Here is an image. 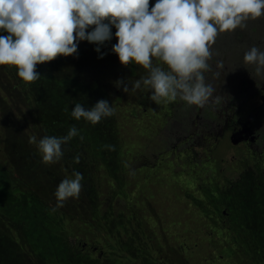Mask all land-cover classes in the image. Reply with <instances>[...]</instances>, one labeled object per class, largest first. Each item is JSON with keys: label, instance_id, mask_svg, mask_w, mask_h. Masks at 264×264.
Instances as JSON below:
<instances>
[{"label": "rangeland", "instance_id": "1", "mask_svg": "<svg viewBox=\"0 0 264 264\" xmlns=\"http://www.w3.org/2000/svg\"><path fill=\"white\" fill-rule=\"evenodd\" d=\"M154 3L155 0H150V5ZM3 35L7 33L0 31V36ZM112 40L116 41L115 37L100 46L101 53H105L100 62V53L94 51L97 45L81 41L78 45V56H61L36 67L42 81H45L44 85L50 87L53 80L61 75L58 71L60 67L62 71L64 67H68V63H71L70 66L76 65L80 58L86 60L87 65H92L97 59L96 65L101 63V66L95 70H86V80L89 83L96 77L97 83L94 85L97 89L91 85L90 89L98 90L104 87V99L115 109L113 116L103 118L100 122L103 128L105 126V130L109 128L108 130L115 132L119 138L116 157L112 162L116 172L110 174L105 164H91V158H85L86 173L89 177L83 178L79 197L69 198L64 202L75 205L74 213L66 220L70 239L89 255V264H145L144 254L151 253L146 251L149 245L145 246L148 240L144 236L146 232L150 234V230L158 242L154 243L165 258L161 264H167L169 259H173L170 258L171 249L176 247L181 250L179 264H252L253 257H248L244 251L238 250L232 244L229 229L226 228L227 218L212 211V205L204 196L203 188L213 189L215 186L232 184L244 170H253L254 167H259L264 172V141L261 146H250L244 141L234 143L229 138V131H226L217 139L213 140L212 136L204 134L205 140H200L199 143L196 139L195 145L189 144V141L195 140V133L201 130L196 119L186 117L188 111L192 112L191 109L196 106L189 105L179 98L157 104L148 98L151 93L143 88L135 92L130 90L128 93L122 91L123 85L117 88L114 82L118 79L128 81L131 88V83L146 76L147 70L135 64L122 66L116 54L110 50ZM262 42L264 16L247 21V26L243 29L237 28L217 37L212 46L213 57L209 61L212 71L204 73L206 83L215 89L213 97H220L219 103L214 98L210 102L211 106L223 110L220 105L221 94L230 93L233 85L235 90H243L244 97L240 95L242 99L228 108V115L235 109V115L244 117L259 104L256 101L257 91L252 98L248 97L247 93L250 91L249 86L251 90L254 89L257 83H264V78L255 75L254 65L243 62V55L249 48L258 47ZM260 47V50L264 51V45ZM220 61L223 62V67L218 69L216 65ZM155 63L158 62L154 61ZM8 67L0 66V164L16 163L18 169L20 163L17 157V141L24 137L33 152H38L40 167L52 176L50 186L53 189L46 196L55 206L57 201L54 193L59 182L50 173L54 172V164L59 165L56 166V172L62 179L70 177L74 169H71V165H61L60 161L64 162L65 166L68 165L65 162L68 157L64 155L56 163H44L36 144L29 142L31 136L35 135L38 141L47 136V133L42 132L34 122L35 107L25 106L20 96L15 95L25 94L27 90L31 91V94L35 91L27 84L25 90L19 92L23 88L22 84L17 83L20 78L17 77L15 68L10 71L11 67ZM233 68L237 69L234 80L228 76ZM217 72L218 76L215 75ZM15 77L18 80H15ZM229 81H233L232 86L228 84ZM60 88L62 93H66L64 86ZM234 93L233 91L232 94ZM93 102L90 101L87 105H92ZM213 107L204 106V109L208 110L207 115L211 117L217 115L216 112L215 115L211 112ZM79 122H82V119ZM85 122L87 126H94ZM100 122L97 124L100 125ZM258 123L262 125L264 121ZM38 171L39 169L34 167L29 173L26 171L25 175L36 174ZM94 205L99 213L105 212L106 209V212L110 210L112 214L119 215V221L123 224L121 229L116 225V221L112 222L109 218L100 220L98 216L92 217ZM128 219L135 223L138 221L139 224L126 227L124 224ZM0 222L1 231L5 224L1 219ZM10 233L14 240L12 239L10 249L0 257V264H18V260L28 251L18 237L14 238L15 230H10ZM111 236L119 239L120 244L115 245ZM74 261L86 264L85 261ZM21 263L36 264L25 257L21 259Z\"/></svg>", "mask_w": 264, "mask_h": 264}, {"label": "clouds", "instance_id": "2", "mask_svg": "<svg viewBox=\"0 0 264 264\" xmlns=\"http://www.w3.org/2000/svg\"><path fill=\"white\" fill-rule=\"evenodd\" d=\"M261 16L264 0H155L151 5L150 0H0V31L7 33L0 36V66L15 67L25 84L34 83L41 78L37 65L61 56H78L81 41L97 45L94 51L100 53L98 59L103 58L100 46L113 38L114 27L116 43L111 52L120 64L147 70L131 88L123 79L114 82L117 88L123 85L125 93L143 88L157 104L179 98L203 107L215 91L204 73L212 71L209 61L217 37L243 29L247 21ZM243 62L254 65L255 75L264 78V51L252 46ZM216 67L222 68L223 62ZM74 105L71 118L93 125L115 112L104 99L87 109L79 102ZM77 136L83 141L80 130L71 125L64 136H44L37 141L33 135L29 142L36 144L44 163L53 164L63 157L62 145ZM105 147L115 150L113 145ZM79 161V155L73 158L74 163ZM83 178L73 170L59 182L54 193L57 203L50 212L63 207L69 198L79 197Z\"/></svg>", "mask_w": 264, "mask_h": 264}, {"label": "trees", "instance_id": "3", "mask_svg": "<svg viewBox=\"0 0 264 264\" xmlns=\"http://www.w3.org/2000/svg\"><path fill=\"white\" fill-rule=\"evenodd\" d=\"M115 31L113 27V37H115ZM115 43L116 41L112 40L111 45ZM96 61L97 59L92 65H87L86 60L80 58L76 65L70 66L71 63H68V67H64L65 69L63 68L62 71L60 67L58 71L61 72V75L53 80L50 87L44 85L45 81L40 78L36 82L28 84L35 93L31 94V91L27 90L25 94H15L17 97L20 96L25 106L33 105L36 108V110L34 108V122L38 124L42 132L47 133V136H64L71 125H75L80 130V135L84 137L83 141L77 136L62 145L63 155L68 157V159L65 158L68 165L65 166L64 162H60L64 167L71 165L72 170L81 171L86 179L89 174L86 173L85 158H91L89 160L91 164H105L110 174L116 172L112 162L119 146L117 134L108 130L109 128L105 130V126L103 128L101 122L100 125L95 124L90 127L83 119L82 122H79L70 116V111L76 102L85 104L84 107L87 109L97 101L104 99L106 95L102 86V89H90L91 86L97 89L94 85L97 83L95 82L97 81L96 77H93L89 83L86 80V70H95L99 65L101 66V63L96 65ZM98 61L101 60L98 59ZM6 67L8 66L6 65ZM8 68L12 71L15 67L9 66ZM15 80H18L17 77ZM17 83L23 85L19 92L27 87V84L24 85L21 79ZM60 86L67 89L64 91L66 93H62ZM88 97L92 99H88ZM90 101H94L93 104L87 105ZM17 142L18 153L15 152L20 163L19 170L16 163L14 165L11 162L0 164V219L6 227L0 231V257L5 254L7 249H10L9 246L14 240L10 230H15L14 238L18 237L21 244L28 248L27 255L23 254L18 260V264H22L23 257L36 264H78L74 260L85 261L86 264H89V255L83 252L84 249L81 246L78 247L72 242L69 236L70 229L66 225V220L74 213L75 205L64 203V206L58 208L54 213L50 212L53 203L49 202L46 195H49L53 189L50 186L52 176L45 173V169L40 167L38 152H33V148L31 145H27L28 141L24 137H20ZM105 145H113L115 150H109ZM77 155H79L80 161L74 163L73 158ZM54 166V172H50V170L49 172L60 182L61 175L56 172L58 168L56 166L59 165L54 164ZM34 167L39 169V174L25 175L26 171L29 173V170ZM21 168H23L22 171ZM203 193L210 201L212 211L227 218L226 228L229 229L232 244L238 250L244 251L248 257H253L252 264H264V172L259 167H254L249 171L244 170L232 184L222 187L215 186L213 189L203 188ZM95 208L96 205L92 207L94 211L92 217L98 216L100 220L109 218L112 222L116 221V225L121 229L123 224L119 221V215L112 214L110 210L106 212V209L105 212L99 213ZM136 223L139 224L138 221ZM136 223L128 219L124 226L132 227ZM98 224L102 223L98 222ZM144 237L149 242L145 243V246L149 245V249L146 248V251L151 255L146 252L143 261L145 264H161L165 258L156 246L158 242L154 233L150 230V234L146 232ZM111 239L115 245L120 244L119 239L113 236ZM151 249L154 251H150ZM168 255L170 256L169 253ZM159 257L162 259L158 260ZM171 257L173 259H169L167 264H179L181 261L180 248H172Z\"/></svg>", "mask_w": 264, "mask_h": 264}, {"label": "flooded vegetation", "instance_id": "4", "mask_svg": "<svg viewBox=\"0 0 264 264\" xmlns=\"http://www.w3.org/2000/svg\"><path fill=\"white\" fill-rule=\"evenodd\" d=\"M260 45H264V42H262ZM260 45H258V47L262 49ZM228 74L229 78L234 80V76L237 74V69L233 68L231 73ZM228 84H231L232 86L233 81H229ZM249 88L250 91L249 93H247V96L252 98L254 97V92L257 91L256 101H258L259 104L254 106L252 110L248 112L244 117L235 115V109L232 110V113L230 115L227 114V111L229 110L228 108L233 107L235 105V102L239 99H242L243 96V90L240 88L238 90H235L234 85L230 93H226V95L225 93L221 94L222 98L220 101V105L221 107H223V110L216 109L210 105V102L215 97L210 99L209 102L204 105L207 107H213L214 110L211 112L213 114L214 112L217 113V115L214 114V117L207 115L208 110H205L204 106H196V108L191 109L193 113L189 110L186 117H190L192 120L193 118L196 119V123L199 129L201 128V130H199L200 133H195V137H193L195 140L193 139L194 141H189V144L195 145L196 139H198L200 143V140H205L206 136H212V139L214 140V138L217 139L222 136L224 132L229 131V138L234 143L244 141L250 146L257 144L261 146L264 141V124L259 125L258 122L264 121V83H257V86L252 90L251 86H249ZM233 91L235 92L234 94H232ZM240 95L242 96L239 97ZM220 113H222L223 115H220ZM204 134L206 136H204ZM185 141L187 142L188 140Z\"/></svg>", "mask_w": 264, "mask_h": 264}]
</instances>
